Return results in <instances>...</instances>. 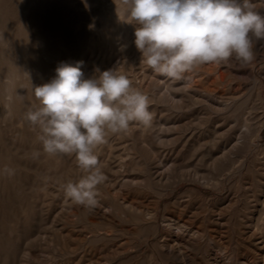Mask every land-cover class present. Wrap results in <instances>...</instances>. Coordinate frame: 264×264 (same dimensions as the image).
I'll use <instances>...</instances> for the list:
<instances>
[{
  "label": "rangeland",
  "instance_id": "obj_1",
  "mask_svg": "<svg viewBox=\"0 0 264 264\" xmlns=\"http://www.w3.org/2000/svg\"><path fill=\"white\" fill-rule=\"evenodd\" d=\"M138 26L123 0H0V264H264V40L175 81L143 62ZM77 61L116 68L153 114L98 147L93 209L63 193L75 156L44 153L25 119L33 86Z\"/></svg>",
  "mask_w": 264,
  "mask_h": 264
},
{
  "label": "clouds",
  "instance_id": "obj_2",
  "mask_svg": "<svg viewBox=\"0 0 264 264\" xmlns=\"http://www.w3.org/2000/svg\"><path fill=\"white\" fill-rule=\"evenodd\" d=\"M135 27V46L155 73L171 80L205 64L235 58L251 62L254 41L264 40V13L251 0H123ZM83 61L61 62L49 82L33 86L39 106L25 119L38 129L49 156L74 155L80 172L62 184L66 199L93 209L106 180L97 149L133 123L150 128L149 97L116 68L85 78ZM39 151L33 152L38 158ZM3 172L11 176L7 166Z\"/></svg>",
  "mask_w": 264,
  "mask_h": 264
}]
</instances>
